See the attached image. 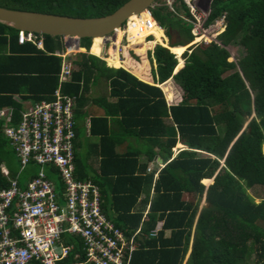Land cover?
Wrapping results in <instances>:
<instances>
[{
    "label": "trees",
    "instance_id": "16d2710c",
    "mask_svg": "<svg viewBox=\"0 0 264 264\" xmlns=\"http://www.w3.org/2000/svg\"><path fill=\"white\" fill-rule=\"evenodd\" d=\"M125 1L0 0V6L98 17ZM180 8L189 15L183 4ZM209 9L207 22L225 13L218 43L190 47L185 45L192 39L190 26L182 18L166 5L151 9L168 35L169 30L178 35L169 46L188 47L183 48L182 64L160 44L147 52L156 63L151 70L155 83L169 88L166 80L171 79L181 90L180 102L168 105L160 87L139 80L123 68V61L110 68L108 57L87 52L78 53L70 79L60 85L63 94L76 98L77 123L87 113L83 108L91 86L103 82L108 89L106 95L92 98L103 113L92 115L89 122L90 136L97 137L91 154L99 157L98 171L90 175L83 170L76 152L81 129L76 127L75 175L99 185L102 207L116 226L128 233L140 226L144 238L130 264H264V0H211ZM155 29L156 34L162 32ZM5 32L17 37L15 29L0 23V35ZM43 42L45 51L21 44L22 50L35 52L41 66L35 76H27L35 101L52 99L58 86L61 59L53 52L61 49V37L43 35ZM231 43L245 49L236 62L229 60L226 47ZM90 44L89 38L80 41L85 51ZM145 51L134 50L141 57L133 72L137 75L147 65ZM4 104L13 106L17 121V103L9 98ZM132 140L142 148L133 146ZM177 142L186 148L173 156ZM124 143L125 150L119 152ZM10 153L0 132V163ZM156 154L163 166L155 178L147 164ZM211 179L209 185L203 184ZM253 187L258 188L254 196L247 192ZM203 196L205 204L200 205ZM156 228L157 234L150 235Z\"/></svg>",
    "mask_w": 264,
    "mask_h": 264
},
{
    "label": "built area",
    "instance_id": "2783aa9c",
    "mask_svg": "<svg viewBox=\"0 0 264 264\" xmlns=\"http://www.w3.org/2000/svg\"><path fill=\"white\" fill-rule=\"evenodd\" d=\"M155 5H166L190 26L188 46L218 43L217 37L225 28V13L207 22L210 2L163 0V4L154 2L146 8L145 15L134 14L136 18L128 17L121 25L126 46L130 28L146 34L144 42L153 43L148 50L160 44L148 33L151 28L165 33L152 16ZM61 40L63 49L56 54L61 59L59 86L53 98L34 102L15 122L11 111L0 112L12 122L2 133L18 163L14 173L0 167V264H130L132 253L140 246V226L132 233L116 226L102 207L99 185L75 175L77 102L74 96L63 94L60 85L72 75L74 55L92 54L91 45L80 51L73 38L62 36ZM17 41L44 49L40 33L19 30ZM120 55L119 46L118 57L123 61ZM157 232L156 228L150 235Z\"/></svg>",
    "mask_w": 264,
    "mask_h": 264
},
{
    "label": "crops",
    "instance_id": "0c3cea01",
    "mask_svg": "<svg viewBox=\"0 0 264 264\" xmlns=\"http://www.w3.org/2000/svg\"><path fill=\"white\" fill-rule=\"evenodd\" d=\"M17 33H18V31H17ZM14 34H15L14 32H5V33H2L0 35V112L11 111L12 116H13V119H12L13 121H14V114H13L14 108L12 105L4 104V103L9 98H11V100H13L14 102L17 103V105L19 107L18 110L21 112L23 110L28 109L34 102H36L33 98L35 94L30 89V87H31V85L29 83L30 80L28 79L27 76H29V75L35 76L37 74V72L41 69L39 61L36 59L35 52H32V51L27 52V51L22 50L21 44L18 43L17 37H15ZM177 37H178V35H177ZM14 38H15L16 43L13 42ZM167 39L169 42L170 36L167 37ZM175 40L177 41L176 37H175ZM29 44L33 45L32 43L27 42V43H25V46L28 47ZM33 46L36 49H39L35 45H33ZM62 49H63V45H62L61 49L55 50L53 52V54L55 56H57L56 54L58 52H61ZM40 50H44V49H40ZM46 53H48V52H46ZM188 53H190V51H188ZM95 56H97V55H95ZM97 57L106 58V57H104V55L103 56H97ZM74 59H75V55H74ZM119 62H120V59L118 57L117 62L110 61L109 64H110V66H113L114 64H116V65L119 64ZM131 62H132V59L127 60V62L123 65V68L126 69L127 71H129L130 73H132L139 80H141L147 84H150V85L158 86L161 88L163 93L165 92L163 87L161 86V83H155L154 78H153L152 73H151V70L147 73L146 69H142V72L140 73V75H137L129 69V67L133 66ZM183 63H184V61H183ZM60 65H61V60H60ZM166 81L169 82V81H171V79H168ZM58 86H59V78H58ZM107 93H108V89H106L104 87L103 82L99 83L95 86H91L90 94H88L89 97L87 100V105L83 108L84 110L87 111V113H86L85 117L83 118V121H80V123H77V127H80V129H81L80 132H83L85 137L88 138V142L86 144V164L88 165L89 170H92L94 172L98 171L99 157L91 154V145H93L97 141V137L90 136V134H89V122H90V117L92 115H101L103 113V110L99 106H97L95 103H93L92 98L95 96H98V95H106ZM164 96H165V99H166V102L168 105L176 104V103L180 102V100H181L180 95H176V94H175L176 97L174 96L173 101L170 99H167L166 95H164ZM177 97L179 98L178 101L175 100V98H177ZM0 123H1L0 124V132L3 136V133H2L3 128L5 126L11 124L12 122H10V123L7 122L6 117L0 115ZM90 137H93V138L89 139ZM77 142H79V137L77 139ZM132 145L135 147L142 148V146H140V144H138L134 140H132ZM8 146H9V143H8ZM125 147H126V144L124 143L121 146H119L117 148V150L119 152L124 151ZM9 148H10V146H9ZM185 148H186V146L184 144L177 142L176 145L172 148L173 156H175L179 150L185 149ZM153 149H154V151H157L156 147H154ZM12 154H13V152H12ZM139 160L141 162L145 161V155L141 154L139 156ZM9 163H10V158L7 160H3L0 163V167L5 166L7 169H9V171H11V173H14L17 169L16 170L11 169V167L8 165ZM147 166L151 168V170L147 171V172H151V171L155 170L154 175L156 178L158 170L163 166L162 158L158 154H156V156L154 157V160L151 162H148ZM211 183H212V179H211ZM142 197L143 196H141V198ZM145 210H144V212H145ZM166 233H168V232H166ZM139 237H140L139 240L141 241L144 238V235L141 234V235H139Z\"/></svg>",
    "mask_w": 264,
    "mask_h": 264
},
{
    "label": "water",
    "instance_id": "95a60500",
    "mask_svg": "<svg viewBox=\"0 0 264 264\" xmlns=\"http://www.w3.org/2000/svg\"><path fill=\"white\" fill-rule=\"evenodd\" d=\"M155 0H127L113 12L98 17H76L0 6V23L17 31H30L42 35L75 38H104L115 34L116 28L131 14H138L150 7ZM170 44H175L176 32L169 30ZM190 47V46H188Z\"/></svg>",
    "mask_w": 264,
    "mask_h": 264
},
{
    "label": "rangeland",
    "instance_id": "374dc122",
    "mask_svg": "<svg viewBox=\"0 0 264 264\" xmlns=\"http://www.w3.org/2000/svg\"><path fill=\"white\" fill-rule=\"evenodd\" d=\"M204 2L206 3H208V2H211V0H204ZM163 4V0H155V4ZM157 5H155L154 7H156ZM179 10V9H178ZM146 14V13H145ZM136 18V17H135ZM134 19V18H133ZM121 30H122V28H121ZM134 33H135V30L133 31V33L132 34H130L129 35V37H130V42L132 41V38H133V36H134ZM149 33H153V31H152V29H150L149 30ZM164 35H166L167 37H169V35H168V33L165 31V33H163V31L161 32V33H159L158 35H157V40H156V42H162V43H160V44H162V46H165V47H168L169 46V42H167L168 43V45H166V42H165V40L163 39V36ZM119 38V46L121 47V49H122V55H120V58L123 60V62H124V64L126 63V61L127 60H129L130 59V57H131V55L132 56H135V58L134 59H132V67H129V69L132 71V72H137L136 71V68H137V63H140V60H141V57L139 56V55H137L135 52H134V50H136V51H140V52H142V51H145V53H144V58L147 60V65L146 66H144V69H146V72L148 73L150 70H152V68L153 67H155L156 66V63L154 62V61H151L149 58H148V54H147V52L149 51L148 49H147V47H148V45H152L153 43H145L144 42V44L140 47V48H131L130 47V44L131 43H129V45L128 46H126V41H125V38H124V36L122 35V31H121V35H120V37H118ZM176 38H177V40H178V37L176 36ZM107 40L106 41H104L103 42V49L101 50V52L99 53V52H96L95 54L96 55H98V56H103L104 55V57H108V58H110L111 56H110V52H108V49L110 50V51H112L113 53L115 52V51H113V48H116V44H114L115 43V34L114 35H112V34H110V35H108L107 36V38H106ZM148 39H150V37L148 38ZM64 41V40H63ZM168 41V40H167ZM165 45H164V44ZM90 45H92V40H91V44ZM185 45H188V43L187 44H185ZM126 46V47H125ZM110 47H113V48H110ZM131 48L132 50H129L128 48ZM171 47V46H170ZM173 47H177V46H173ZM178 47H180V46H178ZM177 47V49L175 50V52H174V54H176L177 56V58H178V63L179 64H182L183 63V61H184V58H183V53L185 52L182 48L180 49V48H178ZM227 49H228V51H229V53H230V58H229V60L230 61H234V62H236L243 54H244V51H245V49H243V47L242 46H239V45H237V44H234V43H231V44H229L227 47H226ZM88 50V49H87ZM188 51H190V50H188ZM81 53V52H80ZM89 54H91V53H89ZM93 54V53H92ZM100 54V55H99ZM117 54H118V50H117ZM182 55V56H181ZM76 57H79L78 56V53L75 55V58ZM183 58V59H182ZM182 60V61H181ZM181 61V62H180ZM109 62H110V59H108L107 60V67H115V66H120V64H122V62L120 61L119 62V64H114L113 66H110V64H109ZM123 64V65H124ZM134 68V69H133ZM138 74H139V72H138ZM169 88H164V95H166V97H167V99H170V100H172L173 101V99H174V96H175V94L176 95H180V97H181V90H180V88H178L177 86H176V84L171 80V81H169V82H167V84H166ZM176 97V96H175ZM175 100L176 101H178L179 100V98L177 97V98H175ZM82 121H83V119H82ZM93 137H90L89 139H92ZM87 142H88V138H86L85 137V135H84V133L83 132H80V136H79V145H78V147H77V150H76V152H78V154L80 155V157H81V161H82V164H83V170L84 171H86V173H88V174H90V175H93V174H95V172L94 171H92V170H89V168H88V166H86L85 165V162H86V144H87ZM262 151L264 152V146L262 147ZM10 163L8 164L10 167H11V169H14V170H16L17 168H18V163H17V161H16V159H15V157H14V155L12 154V153H10ZM210 183H211V181H210ZM209 182L208 183H203L205 186H207V185H209L210 184ZM258 191V188H256V187H253V188H251V189H248L247 190V192L250 194V195H252V196H254L255 195V193ZM184 198L185 199H189L190 201H194L195 200V197H191V196H187V195H184ZM255 201L256 202H258L259 201V199L258 198H256L255 199ZM205 203H204V196L202 197V199H201V202H200V205H204ZM250 260H252V257H250L249 258Z\"/></svg>",
    "mask_w": 264,
    "mask_h": 264
},
{
    "label": "bare ground",
    "instance_id": "6f19581e",
    "mask_svg": "<svg viewBox=\"0 0 264 264\" xmlns=\"http://www.w3.org/2000/svg\"><path fill=\"white\" fill-rule=\"evenodd\" d=\"M145 11H142L141 12V15L143 16V15H145ZM131 19H133V18H135V16H134V14H131L130 16H129ZM151 29H155V28H151ZM156 30V29H155ZM129 34L128 35H130V34H132L133 33V31H134V29H132V28H130L129 30ZM148 33H149V31H148ZM153 34H154V36H155V41L157 40V35L158 34H156V31L155 32H153ZM120 35H121V30L119 29V28H116V30H115V43L114 44H116V48H113V50L115 51L114 53H113V55H112V51H110V56L112 57L113 56V60H111L112 62H117L118 61V54H117V50H118V47H119V38L118 37H120ZM145 33H140V34H137L136 33V31H135V33H134V36H133V38H132V41L130 42L131 44H130V47L131 48H140L143 44H144V37H145ZM73 39H74V43H75V38L73 37ZM82 39H84V38H80L79 40H78V42L75 44V47H76V49H78V50H80V51H85V50H83L82 48H81V46H80V41L82 40ZM103 42H104V38H101V37H95L93 40H92V48H91V52L92 53H96V52H101V50L103 49ZM160 43H162V42H160ZM164 44V43H163ZM165 45V44H164ZM128 48V47H127ZM168 49H170L171 51H173V52H175V50L177 49V47H170V46H168L167 47ZM184 49H185V51L187 50V48L188 47H183ZM182 48V49H183ZM183 49V50H184ZM182 56V55H181ZM109 59V58H108ZM107 59V60H108ZM107 60H106V62H107ZM182 61V60H181ZM180 61V62H181ZM210 181L211 180H205V181H203V183H210Z\"/></svg>",
    "mask_w": 264,
    "mask_h": 264
}]
</instances>
